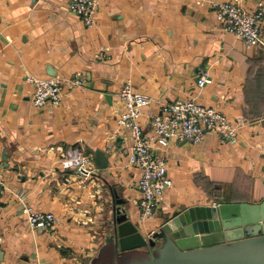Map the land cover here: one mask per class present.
Listing matches in <instances>:
<instances>
[{"label": "crops", "instance_id": "crops-1", "mask_svg": "<svg viewBox=\"0 0 264 264\" xmlns=\"http://www.w3.org/2000/svg\"><path fill=\"white\" fill-rule=\"evenodd\" d=\"M68 1L0 0V264H91L114 198L144 237L175 210L263 201L264 48H246L221 28L212 6L228 0H98L91 27ZM230 1L248 12L264 7ZM202 71L211 82L199 87ZM27 75L59 77L60 102L34 105ZM75 75L83 85H71ZM127 81L152 98L141 125L162 103L189 98L238 125L234 141L205 131L200 143L155 147L172 185L143 221L141 170L129 163L131 137L116 123ZM81 155L91 160L88 177L65 164ZM18 191L54 214L50 229L26 225Z\"/></svg>", "mask_w": 264, "mask_h": 264}, {"label": "built area", "instance_id": "built-area-1", "mask_svg": "<svg viewBox=\"0 0 264 264\" xmlns=\"http://www.w3.org/2000/svg\"><path fill=\"white\" fill-rule=\"evenodd\" d=\"M98 0H69L68 10L77 15L83 23L94 25V14ZM214 15L220 22L221 28L240 37L246 48L263 47L261 38L264 21V7L260 5L253 12L243 9L236 1L213 2ZM26 81L31 86V101L36 106L46 103L57 105L62 98L61 80L57 76L37 77L27 75ZM84 79L75 75L70 80L71 85L84 84ZM211 82L206 71L199 73L197 85L204 86ZM124 104L121 116L116 120L117 125L125 127L131 137L128 161L141 170L137 183L139 193L138 208L140 220L153 216L163 191L172 185L167 175L166 161L160 154L155 153V147H166L174 139H186L192 143H200L205 131H215L223 142L234 141L238 125H232L227 117L214 107L206 106L195 98L178 99L164 102L159 112L149 116L146 125L139 123L141 108L148 105L152 98L133 89L132 84L125 82L119 92ZM112 137V135H110ZM75 164L80 175L88 177L93 172L88 155L71 157L65 164ZM4 182L0 178V193ZM20 213L26 225L32 229H50L55 216L50 211L35 209L26 200L23 191H18ZM153 231L148 233L151 236Z\"/></svg>", "mask_w": 264, "mask_h": 264}, {"label": "water", "instance_id": "water-1", "mask_svg": "<svg viewBox=\"0 0 264 264\" xmlns=\"http://www.w3.org/2000/svg\"><path fill=\"white\" fill-rule=\"evenodd\" d=\"M120 203L110 202L104 241L91 264H264V200L175 210L149 237Z\"/></svg>", "mask_w": 264, "mask_h": 264}]
</instances>
